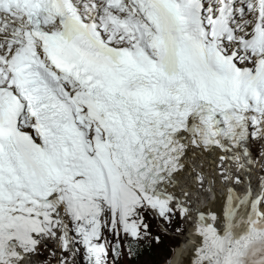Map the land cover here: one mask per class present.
Wrapping results in <instances>:
<instances>
[{"label": "snow or ice", "instance_id": "snow-or-ice-1", "mask_svg": "<svg viewBox=\"0 0 264 264\" xmlns=\"http://www.w3.org/2000/svg\"><path fill=\"white\" fill-rule=\"evenodd\" d=\"M193 151L247 190L194 210ZM177 216L181 264H264V0H0V264H124Z\"/></svg>", "mask_w": 264, "mask_h": 264}, {"label": "bare ground", "instance_id": "bare-ground-1", "mask_svg": "<svg viewBox=\"0 0 264 264\" xmlns=\"http://www.w3.org/2000/svg\"><path fill=\"white\" fill-rule=\"evenodd\" d=\"M258 148V145H253V150ZM260 150V149H259ZM227 164V165H226ZM225 168L231 167L233 171H237L235 164L229 165L227 162L224 164ZM220 160L219 157L213 154L203 153V152H196L193 151L190 153L189 159L186 161V170L184 173L177 177L179 191L181 194H187L195 196V192L199 189L202 194L200 198H202V202H200L197 198V203L193 206V209H211L214 208V205H217V211L220 210L221 206H219L220 193L219 189L226 191L228 187L234 186L237 193H243L249 187V177L245 170H239L238 174L242 177L243 183L239 184L237 187L231 183L225 184L222 182L220 178ZM259 171V170H258ZM254 170L251 176V180L253 182V187L255 188L256 192L260 191L261 185L257 182L258 176L260 172ZM203 176V182L201 183L198 180V176ZM202 189V190H201ZM204 189L207 190V193L212 191L210 197H205ZM214 206V207H211ZM211 207V208H210ZM195 215V213L193 214ZM187 232L188 234L185 235L182 245L176 250L175 255L172 257L170 264H181V257L179 256L180 250L187 245L188 241L195 240L196 237L191 235V225H187ZM187 252L185 251V256Z\"/></svg>", "mask_w": 264, "mask_h": 264}, {"label": "rangeland", "instance_id": "rangeland-1", "mask_svg": "<svg viewBox=\"0 0 264 264\" xmlns=\"http://www.w3.org/2000/svg\"><path fill=\"white\" fill-rule=\"evenodd\" d=\"M259 149L256 148L254 154L258 152ZM258 171V170H257ZM236 187L238 185H235ZM202 190V189H201ZM152 235H159L161 242L156 244L153 239L145 240L144 242L153 247L151 254H143L136 260H129L127 257L124 258V264H164L165 260L169 257L175 255L170 249H174V252L182 245L187 232V225L178 216L174 219L171 225H166L162 221L152 220L150 221ZM177 227H183L185 231L177 236L175 234V229Z\"/></svg>", "mask_w": 264, "mask_h": 264}, {"label": "trees", "instance_id": "trees-1", "mask_svg": "<svg viewBox=\"0 0 264 264\" xmlns=\"http://www.w3.org/2000/svg\"><path fill=\"white\" fill-rule=\"evenodd\" d=\"M153 249L154 248L151 247L150 245H148L147 243H145V242L142 243V255L143 254L150 255L151 254V250H153Z\"/></svg>", "mask_w": 264, "mask_h": 264}]
</instances>
